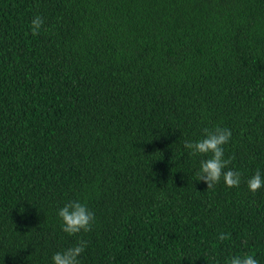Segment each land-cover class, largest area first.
Wrapping results in <instances>:
<instances>
[{"label": "trees", "instance_id": "trees-1", "mask_svg": "<svg viewBox=\"0 0 264 264\" xmlns=\"http://www.w3.org/2000/svg\"><path fill=\"white\" fill-rule=\"evenodd\" d=\"M215 125L238 187L207 188L183 147ZM257 168L264 0H0V264H52L78 239L80 264H264ZM69 199L88 232L61 231Z\"/></svg>", "mask_w": 264, "mask_h": 264}, {"label": "clouds", "instance_id": "clouds-1", "mask_svg": "<svg viewBox=\"0 0 264 264\" xmlns=\"http://www.w3.org/2000/svg\"><path fill=\"white\" fill-rule=\"evenodd\" d=\"M44 23L43 17L34 15L30 20L33 33H37ZM232 131L228 127L215 125L212 128H204L200 138L186 139L183 147L189 156L204 157L199 160V167L194 172L196 180L206 183L207 188L213 187L223 180L227 187H238L241 183L242 173L234 168L228 167L230 158H225L224 146L230 141ZM250 192L255 193L264 187V171L257 168L245 181ZM60 220L61 231L68 235L88 232L95 219L94 212L80 199H69L56 211ZM220 240L226 238L221 232ZM87 247V241L78 239L75 244L54 252L51 256L52 264H80L81 254ZM192 258V257H190ZM193 259V258H192ZM226 264H259L256 256L250 252L231 255Z\"/></svg>", "mask_w": 264, "mask_h": 264}]
</instances>
